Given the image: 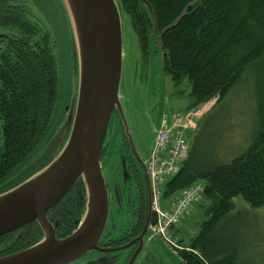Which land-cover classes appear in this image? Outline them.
Wrapping results in <instances>:
<instances>
[{
	"label": "trees",
	"instance_id": "1",
	"mask_svg": "<svg viewBox=\"0 0 264 264\" xmlns=\"http://www.w3.org/2000/svg\"><path fill=\"white\" fill-rule=\"evenodd\" d=\"M145 1L153 15L141 0H116L130 18L142 62L147 64L152 53L160 51L164 71L175 87L185 80L191 84L185 111L213 100L219 105L246 72L253 71L257 134L249 148L229 163L213 164L202 157L196 137L178 174L163 186V198H170L198 182L205 184V220L187 247L190 251L180 252V259L185 264H238L236 248L220 243L218 234L235 209L234 198H243L253 208H264V0ZM35 2L41 7L40 29L30 17L29 5ZM43 25L49 31L43 30ZM0 26L19 30L26 41L25 51L17 52L0 70L1 195L52 162L78 73L62 0H0ZM39 34L40 42L34 44ZM119 135L120 132H111L113 142L106 143L101 155L103 170L107 165L112 172L108 182L112 195L119 184L124 185L121 151L119 170L114 172L112 167V148ZM140 179L144 181L141 173L135 172L133 184L129 181L127 188L141 183ZM76 187L83 196V183L80 181ZM126 203L133 208L128 199ZM71 210L74 217L61 221L64 233L58 239L77 229L85 203L74 204ZM147 210L146 205L143 223ZM31 229L16 242L11 253L32 247L42 239L37 224ZM108 231L112 233L111 228ZM4 256L7 255H0Z\"/></svg>",
	"mask_w": 264,
	"mask_h": 264
},
{
	"label": "water",
	"instance_id": "2",
	"mask_svg": "<svg viewBox=\"0 0 264 264\" xmlns=\"http://www.w3.org/2000/svg\"><path fill=\"white\" fill-rule=\"evenodd\" d=\"M141 2L153 15L148 3ZM62 3L68 14L78 75L58 146L47 167L0 195V237L35 222L43 237L32 247L1 257L0 264H72L99 248L109 221V191L101 153L109 127L116 131V116L121 110V9L116 0H62ZM136 157L141 162L137 154ZM122 170L127 182L124 158ZM146 176L149 183L147 172ZM80 181L85 191L83 217L71 235L57 239L47 214ZM152 207L150 199L149 218ZM149 223L150 219L145 232Z\"/></svg>",
	"mask_w": 264,
	"mask_h": 264
},
{
	"label": "rangeland",
	"instance_id": "3",
	"mask_svg": "<svg viewBox=\"0 0 264 264\" xmlns=\"http://www.w3.org/2000/svg\"><path fill=\"white\" fill-rule=\"evenodd\" d=\"M29 7L37 15L33 4ZM121 22V110L116 116L118 120L114 130L120 132L122 128L132 151L147 163L155 146L161 113L184 112L189 105L191 84L185 80L181 86L175 87L171 76L164 71L163 55L160 51L153 52L148 63L144 64L130 18L122 11ZM42 28L48 30L44 25ZM216 104L217 100H213L197 109L203 114L201 127L195 133H188V138L192 143L198 137L199 151L205 160L213 164L229 163L249 148L257 134L253 71L248 70L226 99L219 105ZM112 129L110 126L109 134ZM107 140L108 143L113 142L111 138ZM112 149V167L116 172L119 170L121 149L119 136ZM103 172L109 182L112 172H109L107 165ZM178 197L179 193L163 198V207L170 208ZM203 198L202 196L192 206L178 227L179 238L185 248L198 236L200 226L205 220L204 206L208 203ZM233 203L235 209L228 215L218 234L221 237L220 243L236 248L238 264H264V208H253L241 197L234 198ZM113 210L112 204L111 214ZM116 235L118 234L114 233ZM146 239L147 246L136 264H141V261H144L143 264H185L158 237L150 233ZM88 260L89 257L85 256L72 264H87L85 262Z\"/></svg>",
	"mask_w": 264,
	"mask_h": 264
},
{
	"label": "flooded vegetation",
	"instance_id": "4",
	"mask_svg": "<svg viewBox=\"0 0 264 264\" xmlns=\"http://www.w3.org/2000/svg\"><path fill=\"white\" fill-rule=\"evenodd\" d=\"M33 6L37 11V15L36 12L32 11L30 17L35 24H39L40 29V19L42 14L41 7L38 3ZM39 42L40 34L34 44ZM25 47V38L20 34L19 30L12 27L0 26V70H3L6 67V63L8 62V60L12 57H15V54L17 52L23 53L25 51ZM108 134L104 146L106 145V143H108L107 138H110V134ZM59 136L56 141L57 144L59 142ZM119 143L121 144L120 151L123 153V156H121V166L122 158H124L128 173V180L127 182L124 181L122 170L121 174L124 185L123 187H121L122 185L119 184L118 188H116L114 191L115 195H112L110 192V188L108 187V181L105 177L110 198L109 221L105 233L98 245L99 248L97 250L90 251L87 255H85L89 257V260L85 262L87 264H136L147 246L148 241L146 238L150 234L151 226L155 221L153 211L151 218H149L152 189L151 186H149L150 181L148 183L146 176V163H144L142 160L141 162L138 160L135 152L132 151L127 138L124 139V131L122 128H120ZM135 172H139V174L141 173L144 181L142 182L140 179L141 183L132 185V180L134 179ZM129 181L132 183V186L129 185V187L127 188ZM127 199L130 203H132L133 208H131V206H127ZM82 202V193L80 189L75 186L53 209L49 211V213L47 214V219L54 227L57 239L59 235H62L64 233L60 226L61 221L65 220V218L67 217L70 218V216L74 217V214L71 210L72 205L77 204L79 206ZM112 204L113 206H115L113 214H111ZM146 205L148 209L147 219L145 223H143ZM140 217L141 222L139 220ZM149 219V227L145 232V228ZM75 223L77 224V221H75ZM34 224H37L39 226L37 222L31 223L14 232L1 236L0 255L8 256L14 254L15 252H11L14 250L16 242L23 239V236L25 234L28 235L32 230L31 227ZM108 228H111L112 233L108 231ZM114 233H117L118 235L114 236ZM144 259L148 258L144 257ZM143 263L144 261H141V264Z\"/></svg>",
	"mask_w": 264,
	"mask_h": 264
},
{
	"label": "built area",
	"instance_id": "5",
	"mask_svg": "<svg viewBox=\"0 0 264 264\" xmlns=\"http://www.w3.org/2000/svg\"><path fill=\"white\" fill-rule=\"evenodd\" d=\"M202 115L200 110L163 111L155 146L146 164L151 182L155 217L151 231L175 253L182 251L183 248L174 230L180 226L192 206L201 199L205 192V185L196 183L184 190L171 209H164L162 206V188L169 179L178 174L187 160L190 150L188 133L197 130Z\"/></svg>",
	"mask_w": 264,
	"mask_h": 264
},
{
	"label": "crops",
	"instance_id": "6",
	"mask_svg": "<svg viewBox=\"0 0 264 264\" xmlns=\"http://www.w3.org/2000/svg\"><path fill=\"white\" fill-rule=\"evenodd\" d=\"M173 204H174V203H173ZM173 204L171 205V207L173 206ZM171 207H170V208H171Z\"/></svg>",
	"mask_w": 264,
	"mask_h": 264
}]
</instances>
